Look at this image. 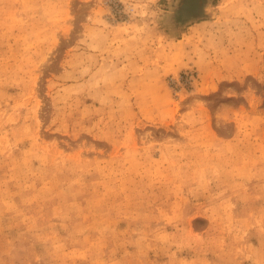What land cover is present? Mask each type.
<instances>
[{
	"label": "rangeland",
	"instance_id": "rangeland-1",
	"mask_svg": "<svg viewBox=\"0 0 264 264\" xmlns=\"http://www.w3.org/2000/svg\"><path fill=\"white\" fill-rule=\"evenodd\" d=\"M182 1L0 0V264H264V0Z\"/></svg>",
	"mask_w": 264,
	"mask_h": 264
},
{
	"label": "trees",
	"instance_id": "trees-1",
	"mask_svg": "<svg viewBox=\"0 0 264 264\" xmlns=\"http://www.w3.org/2000/svg\"><path fill=\"white\" fill-rule=\"evenodd\" d=\"M187 0H183L179 6V8L177 9V11L174 13V17L179 21L182 20L181 18H185L186 16L184 15H188L191 16L189 18H196L197 16L201 15V12L199 13V11H201V9L199 10V7L197 5V0H194L192 2H186ZM187 4V5H186ZM190 4H192L193 6H190ZM199 15H198V13Z\"/></svg>",
	"mask_w": 264,
	"mask_h": 264
}]
</instances>
